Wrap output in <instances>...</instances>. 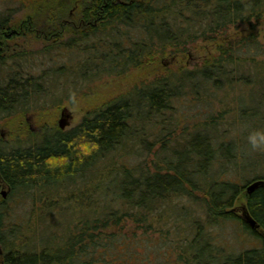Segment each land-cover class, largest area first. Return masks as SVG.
<instances>
[{
    "label": "trees",
    "instance_id": "obj_1",
    "mask_svg": "<svg viewBox=\"0 0 264 264\" xmlns=\"http://www.w3.org/2000/svg\"><path fill=\"white\" fill-rule=\"evenodd\" d=\"M74 2L79 6L75 19L65 10ZM42 5L46 11L30 8V13L17 19L16 7L0 1V65L8 68L0 81V116L18 111L20 123L25 122L22 113L31 107V99L44 90L45 77H68L71 70L88 79L100 71L123 73L164 53H185L188 44L197 40L227 38L231 27L246 24L249 32L219 44L213 56L178 76H157L125 96L108 99L70 128L44 124L30 141L0 144V187L5 184L17 193V201L29 207L26 216L23 211L13 214L11 204L0 196V264H264V237L259 233L264 230V185L250 193L245 190L254 179H264V174L238 183L224 172V165L235 162L234 145L203 131L217 128L212 112H207L209 106L203 112L208 122L186 136L168 134L161 139L157 124L159 116L173 115L179 98L194 103L240 83L245 90L258 87L256 105H243L242 119H260L264 44L254 29L264 21V0H42L34 4ZM26 34L49 40L37 58L52 52L53 46L84 54L79 61L65 60L41 70L19 66L16 60L36 57L28 49L16 52L15 39ZM85 40L91 42L85 45ZM181 113L186 116L185 111L176 113L179 120ZM106 159L111 166L93 169ZM215 165L221 170L213 174ZM87 179L90 183L84 185ZM78 182L87 192L65 197L55 211L88 197L90 214L73 221L72 228L66 226L68 232L61 238L52 232L48 239L37 237V229H31L26 219L37 214L34 201L43 198L46 190L54 192L59 184ZM242 193L258 227L252 228L232 208ZM55 204L47 203L40 211L47 213ZM164 217L168 223L162 229ZM217 219L239 221L259 238L260 245L236 254L217 252L208 241L209 227ZM125 221L133 225L125 228ZM30 230L31 235L23 237ZM145 243L152 247L156 243V248L143 250Z\"/></svg>",
    "mask_w": 264,
    "mask_h": 264
},
{
    "label": "rangeland",
    "instance_id": "obj_2",
    "mask_svg": "<svg viewBox=\"0 0 264 264\" xmlns=\"http://www.w3.org/2000/svg\"><path fill=\"white\" fill-rule=\"evenodd\" d=\"M0 1L2 3L8 1L9 6L16 7V10H13V15L14 18L17 19H20L24 15L30 13V8H35L40 12L46 11V8H43L44 5L40 7L34 6L35 3L41 2L42 0ZM78 7L79 6L77 2H74L73 4L70 3L68 8L66 6L65 10L68 11L69 18L73 17V19H75L76 13L78 12ZM63 19L65 20V18ZM254 31L258 34L259 40L264 44V21H262L254 29ZM110 32L111 31H108V34ZM247 32H249V29L246 24H242L237 28L231 27L226 35L227 38H222L213 42H203L197 40L188 44L189 48L185 53L175 55H168L167 53H164L158 56L157 59H152V61L148 60L149 62L146 61L139 67H132L125 72L122 71L123 73H118L115 71L106 73L104 71H100L88 79L86 78L87 76L81 75L79 77V74H75L74 71L71 70L68 77H63L62 75H58V77H45L44 80L42 79L44 90H42V92H40L36 98L31 99V107L22 113V118H24V123L27 125L28 130L26 129L24 123H20L21 116L17 115L21 114H19L18 111L8 115L0 116V144L16 146L17 144L19 145L24 141H30L41 132L42 126L44 124L59 127L58 121L62 116V109H65L68 113V116H64V118H66L67 124L63 129L70 128L76 124L86 112L95 109L108 99L118 95L125 96L127 95V92H132L135 88L147 84L157 76L175 73L178 76L181 70L192 69L196 66H199L206 58L213 56V54L217 51L219 44L225 43V41L229 40L230 38L233 39L239 35H245ZM26 35L18 41L15 39L16 42L14 41V43L18 45L16 52L28 49L33 53L35 52L36 57L33 56L30 59L28 56L26 58L24 57V59L22 58L16 60L15 63H18L19 66L25 64L27 67L35 66L36 69L41 70L46 68L48 65H58L65 60L69 62H71L70 59L79 61L80 56L82 57L84 54L83 52L81 53V51L76 49H59L56 46H53L55 48L49 50L52 52H47L48 54H45L44 56L41 55V58H37V53H41L43 47L49 45L47 43L49 40H34L29 35ZM84 42L86 45V43H90L91 40H85ZM26 55L27 54H24V56ZM71 56L74 58H71ZM121 56L125 58V55L122 54ZM114 59L115 57L110 59V61L113 63ZM10 63L8 62V65ZM5 66L6 65H0V81H4L5 77L7 76V74H4L8 69ZM26 66H23L24 69ZM16 67L17 64L14 66V68ZM187 88L188 87L186 86L184 87L185 90ZM257 89L258 87L245 90L243 83H240L237 86L234 85L233 87H229L224 90H217L209 96L205 95V97H202L201 100L194 103L188 101L186 98L181 97L184 101L179 100V98L177 100L178 102L176 101V104L178 105H176L177 108H175L174 112L172 113L173 115L168 116L163 114L162 116L158 117L157 124L160 129L161 139L168 137V134H173L171 137L182 134L186 136L191 132L193 133L195 129H201L202 126H204L203 124L208 122H205V119L207 118L204 117V114L206 115V113L203 114V112L206 110V106H209V109L207 108V112H212V117L217 123L215 127L217 128L212 130L211 128L208 129L209 127H207L206 130L203 131L208 132L209 135L213 136L216 134L220 135L219 140L231 141V143L234 145L233 152L235 155V162L229 165L223 164V168L226 169L224 172L238 183H243L245 180L252 178L254 175L264 174V151L252 150L247 141V135L249 131L254 129H264V108L261 107L263 112L258 121L248 120L247 122H244L245 120L242 119L243 109H241L243 105L250 107L252 104L254 108L256 105L255 101L258 98V96H256ZM182 95L186 96L185 94ZM203 99L206 100L207 103L206 101L204 102ZM241 99H244V104H241ZM181 101L183 103H180ZM249 103L250 105H248ZM181 111H185L186 116L183 117V113H181L179 120L176 113ZM244 111L247 110L245 109ZM174 118L176 119L174 120ZM221 120H223V122ZM170 129H174V132L171 133ZM225 130L228 131L225 132ZM160 141H157L155 146H157ZM117 153L120 154L121 152L117 151ZM115 158L116 155L112 159ZM108 160L109 159H106L102 163L95 165L93 169L98 170V167L100 168L105 164L106 166H111V160ZM216 167L217 165H215L211 170L213 174H216L219 170H221L216 169ZM90 176L87 175L86 177ZM89 183L90 180H84V185H89ZM85 188V186L80 185L78 182L77 184L75 183L74 186L70 184H66V186L64 184H59L56 186V188H54V192L51 191L52 194L47 193L48 191L46 190L44 192L45 195H43V198L40 196L37 198L38 200L34 201L37 214H32L31 219L30 216L26 218L29 219L27 225L30 226V228L32 227L33 229H37L34 230V234H36L37 237L43 236L48 239L52 232L55 236L61 238L67 231L66 226L72 228L73 221L77 222L78 219H82V217H85V215H89L91 212V207L90 205H86L89 201L87 199L88 197H84L83 200L80 199V202L78 201L79 203L77 200L74 202H67L66 204L71 207H63V205L65 206V204H63V208L61 207V209H58V211L55 210L59 207L62 201H65L64 199L67 196L68 198H75V196L82 197L81 195L86 191ZM0 190V196L4 198L7 203L11 204V212L14 214L23 211V214L26 216V211H28L29 207L27 208L24 202L17 201L15 199L17 193H12L10 188L5 184H1ZM200 193L201 192L199 191L195 192L197 196H200ZM50 202L57 203L55 204L56 206L54 205L52 210L48 211L47 213H43L44 210L40 211V207H45V205ZM245 205V197L242 193V195L236 199L232 208L238 213V215L241 216L242 207H245ZM39 214H42V217L40 219L37 217L36 219V216ZM167 223L168 220L166 217H164L162 223H160L162 229L166 228ZM123 225L125 228H129L131 225H133V223L125 221ZM110 228H112V225ZM31 233V230L30 232L26 231L23 233V237H29ZM208 233L209 244L212 243L211 247L215 248L217 252L222 251L223 253L236 254L245 250L246 248L257 247L260 245L259 238L255 237L250 232L245 231L242 228L240 222L235 220L222 221L221 219H217L216 223L209 227ZM58 242L61 243V241ZM145 245L146 243L142 249H146V251L150 248H156V243L153 245L154 247H152V244ZM2 251L3 249L0 245V256ZM117 252L118 251L112 254H117Z\"/></svg>",
    "mask_w": 264,
    "mask_h": 264
},
{
    "label": "water",
    "instance_id": "obj_3",
    "mask_svg": "<svg viewBox=\"0 0 264 264\" xmlns=\"http://www.w3.org/2000/svg\"><path fill=\"white\" fill-rule=\"evenodd\" d=\"M61 118L58 121L59 127L64 128V126L67 124L66 118L64 116H68V113L65 109H62L61 111ZM264 185V179H256L251 181L246 185V190L248 193H250L253 189H255L258 186ZM241 216L244 218V220L253 228L258 227V223L256 220L247 212L245 207H242V214ZM264 234V233H263Z\"/></svg>",
    "mask_w": 264,
    "mask_h": 264
},
{
    "label": "clouds",
    "instance_id": "obj_4",
    "mask_svg": "<svg viewBox=\"0 0 264 264\" xmlns=\"http://www.w3.org/2000/svg\"><path fill=\"white\" fill-rule=\"evenodd\" d=\"M247 141L252 150L264 151V129L249 131Z\"/></svg>",
    "mask_w": 264,
    "mask_h": 264
},
{
    "label": "flooded vegetation",
    "instance_id": "obj_5",
    "mask_svg": "<svg viewBox=\"0 0 264 264\" xmlns=\"http://www.w3.org/2000/svg\"><path fill=\"white\" fill-rule=\"evenodd\" d=\"M259 233H260L261 235H263V237H264V234H263V233H264V230L260 229V230H259Z\"/></svg>",
    "mask_w": 264,
    "mask_h": 264
}]
</instances>
